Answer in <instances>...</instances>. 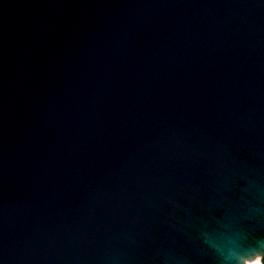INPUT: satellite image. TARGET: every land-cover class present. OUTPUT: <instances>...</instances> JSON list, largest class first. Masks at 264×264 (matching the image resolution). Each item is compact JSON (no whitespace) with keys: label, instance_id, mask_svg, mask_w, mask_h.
<instances>
[{"label":"water","instance_id":"1","mask_svg":"<svg viewBox=\"0 0 264 264\" xmlns=\"http://www.w3.org/2000/svg\"><path fill=\"white\" fill-rule=\"evenodd\" d=\"M257 254L264 0H0V264Z\"/></svg>","mask_w":264,"mask_h":264},{"label":"clouds","instance_id":"2","mask_svg":"<svg viewBox=\"0 0 264 264\" xmlns=\"http://www.w3.org/2000/svg\"><path fill=\"white\" fill-rule=\"evenodd\" d=\"M257 251H258V249H256V250H248L246 254L249 255V256L255 255Z\"/></svg>","mask_w":264,"mask_h":264},{"label":"bare ground","instance_id":"3","mask_svg":"<svg viewBox=\"0 0 264 264\" xmlns=\"http://www.w3.org/2000/svg\"><path fill=\"white\" fill-rule=\"evenodd\" d=\"M257 260H253L251 262H249L248 264H259V257H255ZM250 261V260H249Z\"/></svg>","mask_w":264,"mask_h":264}]
</instances>
